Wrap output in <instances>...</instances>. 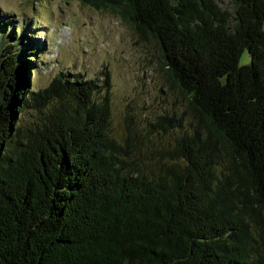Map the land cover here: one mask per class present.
Listing matches in <instances>:
<instances>
[{
    "label": "trees",
    "instance_id": "obj_1",
    "mask_svg": "<svg viewBox=\"0 0 264 264\" xmlns=\"http://www.w3.org/2000/svg\"><path fill=\"white\" fill-rule=\"evenodd\" d=\"M79 1L158 43L185 108L143 150L129 117L111 133L108 79L34 89L36 49L1 35L0 264H264V0Z\"/></svg>",
    "mask_w": 264,
    "mask_h": 264
},
{
    "label": "rangeland",
    "instance_id": "obj_2",
    "mask_svg": "<svg viewBox=\"0 0 264 264\" xmlns=\"http://www.w3.org/2000/svg\"><path fill=\"white\" fill-rule=\"evenodd\" d=\"M216 1L229 11L235 7L233 0ZM0 20V37H8L14 28L18 37L26 34L23 40L36 49L34 89L45 87L60 73L80 72L99 82L108 79L112 135L120 139L127 135L129 117L143 150L166 145V137L157 139L148 133L150 123L167 112L180 116L185 102L166 83L156 41H144L113 11L95 9L79 0H0ZM22 44L18 41V51ZM250 61L246 50L240 64ZM34 112L25 110L22 121L28 122Z\"/></svg>",
    "mask_w": 264,
    "mask_h": 264
}]
</instances>
